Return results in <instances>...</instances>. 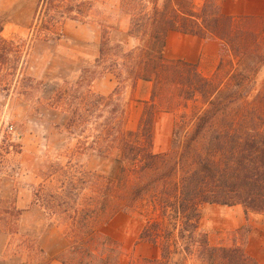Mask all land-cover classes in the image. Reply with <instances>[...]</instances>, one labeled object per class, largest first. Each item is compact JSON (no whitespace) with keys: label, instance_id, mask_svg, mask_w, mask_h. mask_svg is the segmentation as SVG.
Listing matches in <instances>:
<instances>
[{"label":"trees","instance_id":"16d2710c","mask_svg":"<svg viewBox=\"0 0 264 264\" xmlns=\"http://www.w3.org/2000/svg\"><path fill=\"white\" fill-rule=\"evenodd\" d=\"M96 1L38 0L36 18L48 31L64 19L85 22L96 12ZM117 1L119 12L127 18L125 38H113L103 27L94 61L100 65L109 59L116 77L123 68L131 92L139 80L151 82L150 98L138 100L143 106L133 130L126 126L127 110L117 97L118 86L107 95L90 91L91 80L72 89L71 98L81 100L84 106L82 111H73L70 125L87 123L92 117L101 119L91 153L110 157L115 151L119 174L93 175L96 195L87 197L82 207L66 201L63 193L49 194L48 198L36 195L50 212H66L59 224L68 222L67 248L42 264L54 260L63 264H118L120 245L103 232V227L118 212L133 210L139 201L157 214L148 218L138 239L159 248L158 256L142 259L140 264H179L173 260L176 254L192 256L203 264H259L243 245H211L200 227V208L204 204L240 205L246 216L249 212L264 215L263 94L257 92L251 101H245L253 82L250 75L234 68L223 75L222 59L213 73L205 76L194 63L165 55L170 31L218 39L233 52L243 50L251 32L237 26L235 16L223 13L217 0H203L199 7L193 0ZM131 38L135 45L130 44ZM20 52L13 39L2 35L0 23V58ZM255 55L264 63L262 55ZM162 86L182 90L184 106L188 100L206 105L195 115L193 130L177 155L173 147L168 152L152 150L155 99ZM206 130L209 135L201 152L195 143ZM82 141L86 147L87 142Z\"/></svg>","mask_w":264,"mask_h":264},{"label":"rangeland","instance_id":"374dc122","mask_svg":"<svg viewBox=\"0 0 264 264\" xmlns=\"http://www.w3.org/2000/svg\"><path fill=\"white\" fill-rule=\"evenodd\" d=\"M193 1L196 7L203 2ZM261 2L264 0H217L223 13L235 16L237 26L251 32L243 50L233 52L214 38L195 36L196 42H190L182 33L177 34L171 49L188 55L196 50L198 61L189 62L205 76H210L216 67L206 75L201 61L218 52L219 60H223L220 72L224 75L227 69L234 68L248 73L253 82L244 100L249 102L260 92L264 107V63H259L255 55L264 57ZM94 4L96 12L85 22L64 19L48 31L36 18L38 0H0L2 35L13 39L21 51L8 59L0 58V264H42L47 257L67 248L68 222L59 224L66 212H50L36 200V195L48 198L49 194L63 193L66 201L82 207L87 197L96 195L93 175L119 174L115 151L110 157L91 153L101 119L92 117L87 123L70 125L73 111H82L84 106L81 100L71 98L72 89L91 80L90 91L107 95L118 86L117 97L126 105V126L133 130L142 112L143 105L138 100L150 98L151 82L139 80L131 92L123 68L118 78L111 73L109 59L100 65L95 63L102 28H108L113 38H125L128 23L119 12L117 0H97ZM237 16L243 18L239 20ZM136 43L130 39L131 45ZM165 55L181 58L173 56L168 48ZM183 94L171 86L157 89L152 127L154 152L173 149L179 154L193 130L195 115L206 107L199 100H188L184 106ZM208 135L206 130L195 143L201 152ZM82 140L87 142L86 147ZM156 214L139 201L133 210L118 212L103 227V232L120 245L118 264H140L142 259L159 255L157 246L138 239L142 226ZM200 227L211 245H243L251 257L264 264V215L249 212L246 216L240 205L204 204L200 208ZM173 260L179 264H203L184 254H176Z\"/></svg>","mask_w":264,"mask_h":264},{"label":"crops","instance_id":"0c3cea01","mask_svg":"<svg viewBox=\"0 0 264 264\" xmlns=\"http://www.w3.org/2000/svg\"><path fill=\"white\" fill-rule=\"evenodd\" d=\"M243 3H244V1H243ZM242 2H241V4H243ZM260 8H261V11H263L264 10V2H261L260 3ZM16 27H19V25H16ZM25 27V26H24ZM179 32H176V31H170V32H168V34H167V38H166V48H168V50L171 52V54L173 55V56H177V57H181V58H184V59H186V60H188V62L189 61H191V62H196V61H198V52L195 50V51H193L190 55H188V54H186V53H176V52H174V51H172V49H171V46H172V42H173V40L175 39H177L178 37V34ZM184 36H186L188 39V41H190V42H196V37L195 36H192V35H186V34H183ZM182 40H183V38H182ZM186 40V39H185ZM218 61H219V56H218V52H216V53H211L210 54V57L207 59V60H205V61H201V63H200V65L202 66V69L204 70V74H211L212 73V71L214 70V68L216 67V64L218 63ZM206 72V73H205ZM110 82V85H111V81H109ZM112 86V85H111ZM111 88V87H110ZM59 253V252H58ZM50 264H63V263H61V262H59V261H56V260H54V261H52Z\"/></svg>","mask_w":264,"mask_h":264}]
</instances>
